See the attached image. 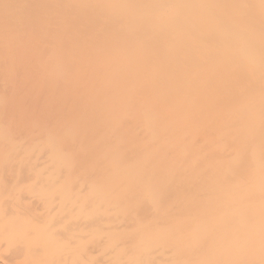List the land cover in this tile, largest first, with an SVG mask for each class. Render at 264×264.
I'll use <instances>...</instances> for the list:
<instances>
[{"label":"rangeland","instance_id":"rangeland-1","mask_svg":"<svg viewBox=\"0 0 264 264\" xmlns=\"http://www.w3.org/2000/svg\"><path fill=\"white\" fill-rule=\"evenodd\" d=\"M97 12L104 14L100 20ZM237 38L252 40L253 50L242 51ZM103 114L121 120L122 140L140 138L147 125L139 120L149 119L160 141L147 136L134 143L143 147L144 159L168 143L165 136L183 140L199 133L220 148H227L229 138L235 140L258 161L254 152L264 143V0H0V129L6 136H0V193L5 215L15 210L24 216L30 201L45 206L37 191L54 166H61L55 183L58 189L66 184L69 200L62 204L66 218L50 230L58 238L72 222L79 240L75 249L90 258L101 252L105 264H116L110 233L119 264H199L187 257L191 238L194 244L204 228L221 222L227 226L232 216L245 211L264 212V181L256 189L258 197H236L251 189L252 178L264 177V166L240 168L246 175L231 182L230 196L217 205L207 194L180 193L184 185L162 177L171 166H117L147 172L146 179L160 175L154 181L122 183L113 179L115 166L103 163L102 138L108 133ZM198 167L202 177L226 172ZM217 186L223 184L199 188ZM60 198L40 213L59 217ZM77 201H84V212L96 206L105 216L87 219ZM254 226L262 231L264 222ZM219 238L225 249L237 242ZM245 247L239 241L234 249ZM260 247H248L245 258L263 256Z\"/></svg>","mask_w":264,"mask_h":264},{"label":"bare ground","instance_id":"bare-ground-1","mask_svg":"<svg viewBox=\"0 0 264 264\" xmlns=\"http://www.w3.org/2000/svg\"><path fill=\"white\" fill-rule=\"evenodd\" d=\"M250 7H253V2H248ZM104 16L99 12L96 13L97 20ZM244 15H237L236 19L241 21ZM110 23V22H109ZM109 25V24H107ZM238 43L242 44V51L245 53L251 52L253 48L252 40L248 41L245 39H236ZM190 53V50L186 51ZM192 55V53H190ZM193 56V55H192ZM194 60V58L189 57V61ZM107 113V112H105ZM136 114V112L134 113ZM107 117V114H103ZM113 115H108L106 122L108 124V133L102 138L104 144V159L103 163L105 166H115L113 171L116 175L113 179H122V183L126 182H136V181H154L158 179L160 175L154 174L151 178L147 177V172L141 175V171L138 169H117V166H171L169 173L163 178H168L171 182L184 185L185 188H179L180 193L184 191L193 192L196 196L198 195H210L213 196V200L217 205V202H224L226 197L230 196L231 193V182H235L240 179L242 175H246L245 172H239L240 168H245L246 166H264V143L259 146L257 152L258 161L253 162L249 158V153L247 148L240 146L235 140H227V148H220L218 143L214 142L211 137L206 134L193 133L185 136L183 140L175 135L165 136L164 138L168 141L167 144H162L159 149L151 150L149 158H142V148L134 145L138 140L145 139L147 136L151 138L154 142L160 141L158 134H155L152 126H148L149 119H140L139 122L145 121L146 130L144 134H141L140 138L124 137L126 140H122V123L121 120L113 119ZM139 126V123L136 124ZM188 126L183 127L187 129ZM0 136L6 137L4 131L0 129ZM234 141V142H233ZM149 149H154L152 145L144 146ZM238 148V149H236ZM238 153V157L236 152ZM229 156H234V159L227 160ZM179 166H182L179 168ZM195 166V167H194ZM198 166H213L214 168L221 167L225 168V173L213 172L208 173L207 176H203V171L200 170ZM234 166H237L235 168ZM10 168V166H8ZM61 166H54L53 171L50 172L47 177L43 178L45 183L41 185V188L37 191L40 196L45 198L41 203L38 201H30L23 207L26 214L21 216L17 211L14 210L12 216L5 215L4 203L2 202L0 193V264H105L101 259L102 253L100 252L96 258H92L87 255L82 254L81 249H75V246L79 243L78 235L72 233L74 229L72 226L74 223H70L68 227L64 226L61 233V237L58 238L54 232L50 231L51 228L56 225L54 222H58L61 219L66 218L65 212L62 204H65L69 200V191L64 184L59 189L56 186L55 180L58 174L61 172ZM111 171V169H109ZM249 177V175H248ZM250 179V178H249ZM251 189L244 194L237 195V199L240 201L244 198L253 199L259 196V192L256 190L259 186L260 181H264V177L261 179L252 178ZM248 180V179H247ZM259 181V182H258ZM216 183L223 184V187L217 186L212 188H207L205 191H201L200 185H215ZM226 187L225 189H223ZM1 191V190H0ZM175 191V189H174ZM242 192V191H240ZM9 193V195H11ZM57 195H59L61 207L60 216L56 217L50 214H41L46 207V204L51 210V205L53 201L57 200ZM50 200V202H48ZM78 202V201H77ZM79 213L84 214L87 219H91L94 216H105V213L96 209L94 207L93 211L84 212V201L78 202ZM16 206H14L15 208ZM17 208V207H16ZM19 208V207H18ZM35 211L38 214L34 213ZM213 213V212H212ZM206 214H211L207 212ZM232 221L229 225L225 226L227 222H221L218 224H213L215 226H209L204 228L196 242L193 244V238L190 240V248L187 257L191 255L197 258L199 264H263L260 260L264 258V255L251 254V259L245 258L244 252L251 245L263 246L260 247L264 251V229L259 231L254 225L264 222V212L253 213L251 211H245L241 214L232 216ZM93 223L88 222V227H91ZM75 225H82L75 222ZM251 226V230L249 227ZM200 227V226H199ZM233 227L232 230H228ZM66 230V232H65ZM223 230V232H222ZM249 230V231H247ZM76 231V229H75ZM205 232V233H204ZM56 233V232H55ZM223 233V234H222ZM197 234V233H196ZM197 234V237L200 235ZM220 234L223 240H233L235 242L232 246L233 249H225L226 247L222 244V240L219 238ZM263 237L260 238V235ZM112 235H109V241L112 242L109 250L113 256V261L116 264L121 262L118 257L119 251L115 249L114 237L112 240ZM244 241L246 247L239 251L238 248L234 249V246L239 242ZM2 245V246H1ZM119 249V248H118ZM225 250V252H224ZM96 252H93V254ZM249 256V258H250ZM255 256V257H253ZM124 258L130 262L131 255L128 256L125 253ZM101 263H96L94 260Z\"/></svg>","mask_w":264,"mask_h":264}]
</instances>
